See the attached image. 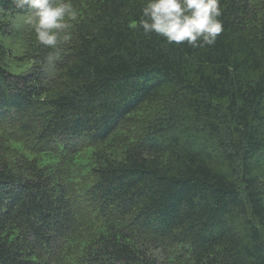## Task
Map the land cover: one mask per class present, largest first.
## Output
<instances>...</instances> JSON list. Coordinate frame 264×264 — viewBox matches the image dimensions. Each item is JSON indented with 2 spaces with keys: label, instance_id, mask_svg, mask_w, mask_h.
<instances>
[{
  "label": "trees",
  "instance_id": "trees-1",
  "mask_svg": "<svg viewBox=\"0 0 264 264\" xmlns=\"http://www.w3.org/2000/svg\"><path fill=\"white\" fill-rule=\"evenodd\" d=\"M66 2L50 48L0 0V264H264V0L203 47Z\"/></svg>",
  "mask_w": 264,
  "mask_h": 264
},
{
  "label": "clouds",
  "instance_id": "clouds-1",
  "mask_svg": "<svg viewBox=\"0 0 264 264\" xmlns=\"http://www.w3.org/2000/svg\"><path fill=\"white\" fill-rule=\"evenodd\" d=\"M16 8L31 13L38 42L50 48L69 40L67 30L77 13L66 0H13ZM219 0H147L140 27L145 34L155 33L168 44L187 43L193 47L212 45L223 31ZM63 34V35H62ZM51 62L54 58L49 57Z\"/></svg>",
  "mask_w": 264,
  "mask_h": 264
}]
</instances>
